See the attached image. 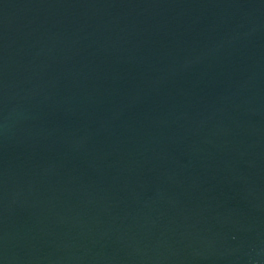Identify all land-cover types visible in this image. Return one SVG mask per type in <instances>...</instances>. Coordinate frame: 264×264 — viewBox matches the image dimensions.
Returning a JSON list of instances; mask_svg holds the SVG:
<instances>
[{
  "label": "water",
  "instance_id": "water-1",
  "mask_svg": "<svg viewBox=\"0 0 264 264\" xmlns=\"http://www.w3.org/2000/svg\"><path fill=\"white\" fill-rule=\"evenodd\" d=\"M0 264H264V0H0Z\"/></svg>",
  "mask_w": 264,
  "mask_h": 264
}]
</instances>
